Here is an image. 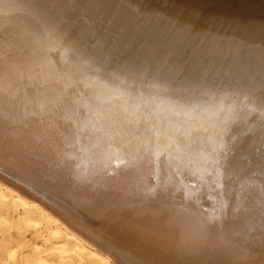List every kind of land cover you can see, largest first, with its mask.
<instances>
[{
	"label": "bare ground",
	"instance_id": "obj_1",
	"mask_svg": "<svg viewBox=\"0 0 264 264\" xmlns=\"http://www.w3.org/2000/svg\"><path fill=\"white\" fill-rule=\"evenodd\" d=\"M0 171L105 261L264 264V0H0Z\"/></svg>",
	"mask_w": 264,
	"mask_h": 264
},
{
	"label": "rangeland",
	"instance_id": "obj_2",
	"mask_svg": "<svg viewBox=\"0 0 264 264\" xmlns=\"http://www.w3.org/2000/svg\"><path fill=\"white\" fill-rule=\"evenodd\" d=\"M5 193L8 199L0 201V264H48L42 263L40 256L60 250L77 256L78 261L74 264H116L111 257L105 261L95 254L99 252L94 251L95 246L79 242L84 248L77 249L74 240L64 241L61 237L65 234L64 228H60V234L51 233L46 226L47 218L38 211L37 215L32 212L31 218L22 219L21 213H13L9 207L12 193Z\"/></svg>",
	"mask_w": 264,
	"mask_h": 264
},
{
	"label": "water",
	"instance_id": "obj_3",
	"mask_svg": "<svg viewBox=\"0 0 264 264\" xmlns=\"http://www.w3.org/2000/svg\"><path fill=\"white\" fill-rule=\"evenodd\" d=\"M58 57H56V60ZM0 182L7 184L9 187L13 188L21 195L38 202L43 205L46 209L52 210L57 207V204L53 205L48 198H46L42 193L36 188H33L24 180L14 176L12 173L0 171Z\"/></svg>",
	"mask_w": 264,
	"mask_h": 264
}]
</instances>
